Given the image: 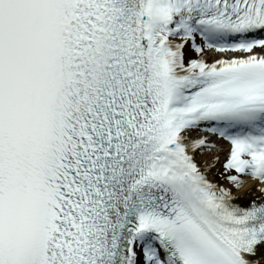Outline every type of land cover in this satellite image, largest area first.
<instances>
[{"label": "snow or ice", "instance_id": "6c2138e0", "mask_svg": "<svg viewBox=\"0 0 264 264\" xmlns=\"http://www.w3.org/2000/svg\"><path fill=\"white\" fill-rule=\"evenodd\" d=\"M0 264H264V0H0Z\"/></svg>", "mask_w": 264, "mask_h": 264}, {"label": "rangeland", "instance_id": "374dc122", "mask_svg": "<svg viewBox=\"0 0 264 264\" xmlns=\"http://www.w3.org/2000/svg\"><path fill=\"white\" fill-rule=\"evenodd\" d=\"M214 58H215V57H213L212 52H209L208 55H207V59H208V60H211V59H214ZM214 176H215V178H216L220 183H224V181L220 180V178H219L217 175L214 174Z\"/></svg>", "mask_w": 264, "mask_h": 264}, {"label": "bare ground", "instance_id": "6f19581e", "mask_svg": "<svg viewBox=\"0 0 264 264\" xmlns=\"http://www.w3.org/2000/svg\"><path fill=\"white\" fill-rule=\"evenodd\" d=\"M212 54H213V57H215V58H220V56L224 55V54H219V53H212ZM245 187H247V186H245ZM253 191H254V189H253Z\"/></svg>", "mask_w": 264, "mask_h": 264}]
</instances>
